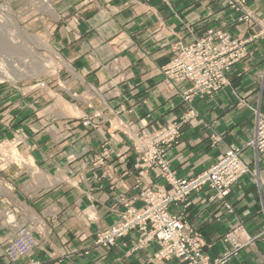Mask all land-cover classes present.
<instances>
[{
	"label": "crops",
	"instance_id": "crops-1",
	"mask_svg": "<svg viewBox=\"0 0 264 264\" xmlns=\"http://www.w3.org/2000/svg\"><path fill=\"white\" fill-rule=\"evenodd\" d=\"M244 1L238 8L229 5V0L78 4L85 11L80 34L68 35L60 28L57 47L70 65L68 89L84 95L82 101L73 100L83 105V117L99 112V125L85 127L79 120L46 125L53 115L61 116L58 110L32 115L26 108L17 120H24L20 126L26 130L28 122L37 129L27 130L30 152L50 184H35L27 190L26 185L37 181L28 172L13 166L2 172L19 194L12 199L40 217L35 236L41 244L33 257L41 264H188L177 258L152 259L156 244L134 251V231L111 249L96 241L99 230L117 222L114 205L120 199H136L143 184L169 187L154 171L148 170L144 177L140 174L133 137L145 127L170 121L180 123L178 140L165 147L177 177L208 169L231 146L243 148L250 168L224 198L210 199L213 193L201 191L185 205H172L171 212L200 232L213 264H264V153L247 146L255 138L258 113L264 114V37L257 36L264 28V0ZM246 13L252 18L245 19ZM209 29L227 31L244 42L248 54L230 70L229 85L212 96L185 100L183 92L191 83L169 84L165 69L177 43L200 38ZM91 87L100 95L90 94ZM48 92L38 94L40 108ZM86 98L93 109L86 107ZM191 109L196 110L193 119L189 118ZM68 112L79 113L75 108ZM65 127L72 129V135L63 133ZM98 154L103 155L102 162L96 160ZM133 204L140 207L143 202L134 200ZM116 210L123 208L118 205ZM16 231L14 225L0 223V264H7L5 248ZM233 231L241 243L248 237L250 243L235 250L227 240Z\"/></svg>",
	"mask_w": 264,
	"mask_h": 264
},
{
	"label": "built area",
	"instance_id": "built-area-1",
	"mask_svg": "<svg viewBox=\"0 0 264 264\" xmlns=\"http://www.w3.org/2000/svg\"><path fill=\"white\" fill-rule=\"evenodd\" d=\"M244 2L229 0V5L238 8ZM244 18L251 19L252 16L246 13ZM257 36L264 37V28ZM247 54L244 42L233 38L227 31L209 29L200 38L175 45L173 58L165 69V80L176 85L191 83V87L183 92L185 100L212 96L230 84V70ZM195 114L196 110L191 109L189 118L193 119ZM180 134V123L176 121L152 129L145 127L134 134V145L142 153L137 163V167L144 168L141 175L144 177L148 170L154 171L158 177L165 179L169 187L143 185L140 192L143 207L137 208L132 201H124L126 208L120 213L119 221L106 233L100 231L98 243L114 246L127 234L136 231L139 233L138 247L158 246L154 258L159 262L177 258L188 264H213L204 251L200 232L172 213L170 208L174 204L186 203L191 195L201 191L207 195L213 193L210 199L224 198L250 168L243 158V148L231 146L208 169L189 177H177L166 159L165 147L176 142ZM247 146L256 147L264 153V114L258 113L255 138ZM227 240L238 250L250 243L251 238L241 243L238 233L233 231L228 234ZM38 245L39 241L26 227L19 229L17 237L8 245L7 264H40L35 259L21 262L23 257H30Z\"/></svg>",
	"mask_w": 264,
	"mask_h": 264
},
{
	"label": "rangeland",
	"instance_id": "rangeland-1",
	"mask_svg": "<svg viewBox=\"0 0 264 264\" xmlns=\"http://www.w3.org/2000/svg\"><path fill=\"white\" fill-rule=\"evenodd\" d=\"M39 1L40 0H0V74H4V72H14L15 69L19 68L18 66L25 67L26 69V71H24L25 74L19 75L16 80L11 78L4 80L2 78L0 80V223L14 225L17 228L16 235L7 241L5 248L6 260L8 261L6 254L8 245L12 239L17 237L19 229L26 227L39 241V245L32 250L30 257H23L21 259L22 263L35 259L33 257L34 252L41 244L40 239L35 236V232L38 231L40 226L38 221L40 217L32 213L28 205L23 206L24 204H20L18 199H12L14 195L18 197L19 194L15 193L17 192L16 187L8 178L2 175V172L12 166L28 172L31 179H37V181H32V184L26 185L24 188L27 190L35 187V184L39 186H48L50 180L48 177H45V175H42V170L34 162L30 152L31 143L27 132L37 129L33 127V122H28V131L25 125L20 126L24 120L18 121V114L25 111L26 108L32 115H38L40 112L44 114H54V111L58 110L61 116L57 117L53 115V119L46 125L58 121L60 124L62 122L64 124H70L75 120H79L83 126L93 127L94 129L99 125L96 119L100 116L99 112L93 111L92 115L83 117V105L74 101H82L84 95L82 91L71 92V90L68 89L67 82L68 79L72 78V74L67 68V65H61L58 62V58L61 57L68 63L65 56L62 55V52L57 47L60 44L59 39L56 37V33L59 32L60 28H64L68 35L80 34L79 27L82 21L85 20V11L83 8H79L78 4L83 2L91 3L94 0H45L49 2V7L42 4V2L45 3L44 0H41V3ZM107 6L106 9L110 10L109 5ZM20 29H25L28 33L43 37L57 53H51L47 48L37 44L34 40V42L28 40ZM21 40L26 43L22 44L23 42ZM42 91L49 92L46 93L47 98H44L46 99L44 102L45 104L40 108V106H38V99H40L38 94ZM89 92H91L90 94L93 96L100 95L99 91L93 87H91ZM67 94H69L70 97ZM9 98H11V103H8ZM56 98L58 99L57 103L55 102ZM89 101V98H86V107L88 109H93V105ZM72 108L78 110L79 113L70 114L68 110ZM63 133L72 135V129H67L65 127ZM59 135L60 133L57 134L60 140L62 138ZM54 140L56 141L57 138L54 137ZM141 157L142 153L139 151L138 160H140ZM96 160L98 162L99 160H103V155L98 154ZM140 168L141 174L144 168ZM79 176L83 177L82 173H79ZM143 185H140V187ZM134 200L143 202L142 199H140L139 193L136 199H120L116 205H114V211H116L118 205H121L123 210H125L124 201H132L133 203ZM141 207H143V205L137 208ZM122 211L118 212L117 210V222L120 219V213ZM115 224L99 230L96 234V241L99 238L100 231H103L102 234H104L107 229ZM130 234L131 233L127 234L123 239ZM134 240L132 247L134 251L141 252L147 249L148 246L138 247L137 242L139 241V233H137V237ZM116 245L110 247L103 246L111 249ZM157 250L158 248L155 250L154 254ZM154 254L152 259L156 260ZM35 260L41 264L39 260Z\"/></svg>",
	"mask_w": 264,
	"mask_h": 264
},
{
	"label": "bare ground",
	"instance_id": "bare-ground-1",
	"mask_svg": "<svg viewBox=\"0 0 264 264\" xmlns=\"http://www.w3.org/2000/svg\"><path fill=\"white\" fill-rule=\"evenodd\" d=\"M43 1V0H42ZM41 0L39 1L40 3L42 2ZM45 1V0H44ZM42 4L43 5H45V6H47V7H49L50 6V4H49V2L47 1H45V3H43L42 2ZM50 10H53V9H50ZM20 31H22L23 33H24V35H25V37L28 39V40H34L37 44H40L41 46H44L45 48H47L51 53H57V52H55V50L50 46V44H48L44 39H43V37H40V36H36V35H34V34H31V33H28L27 32V30H25V29H20ZM24 40H25V38H24ZM23 43L22 44H24V43H26V42H24L23 40H21ZM33 41V42H34ZM55 55V54H54ZM58 55V54H57ZM39 57V56H38ZM47 57V56H46ZM49 57H51V56H49ZM58 58V57H57ZM53 59H55V58H53ZM59 60H58V62L62 65V64H65V65H67L68 67L70 66V65H68V63L65 61V60H63L61 57L60 58H58ZM27 60V59H26ZM54 61V60H53ZM26 62V61H25ZM23 63V62H22ZM36 64V63H35ZM43 65V64H42ZM46 65V64H45ZM28 66V65H27ZM19 68H17V69H15V73L14 72H4V74H0V80L3 78V80L4 79H14V80H16V79H18V77H19V75H24L25 74V72L24 71H26V69H25V67L23 68V67H21V66H18ZM5 68V67H4ZM12 68H14V67H12ZM36 68V67H35ZM58 68V67H57ZM3 70V69H2ZM71 70V69H70ZM1 71V70H0ZM17 71V72H16ZM27 74V73H26ZM24 77V76H23ZM71 114H72V112H71ZM76 114V113H75Z\"/></svg>",
	"mask_w": 264,
	"mask_h": 264
}]
</instances>
